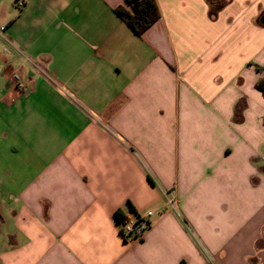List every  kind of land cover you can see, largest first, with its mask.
Segmentation results:
<instances>
[{
  "label": "crops",
  "instance_id": "1",
  "mask_svg": "<svg viewBox=\"0 0 264 264\" xmlns=\"http://www.w3.org/2000/svg\"><path fill=\"white\" fill-rule=\"evenodd\" d=\"M154 2L0 0V264H264V0Z\"/></svg>",
  "mask_w": 264,
  "mask_h": 264
},
{
  "label": "trees",
  "instance_id": "2",
  "mask_svg": "<svg viewBox=\"0 0 264 264\" xmlns=\"http://www.w3.org/2000/svg\"><path fill=\"white\" fill-rule=\"evenodd\" d=\"M125 7L113 10V14L122 21L138 38L159 20V12L154 0H123ZM256 90L264 94V79L255 85ZM150 182V181H149ZM118 221L126 218L121 212L115 214Z\"/></svg>",
  "mask_w": 264,
  "mask_h": 264
},
{
  "label": "built area",
  "instance_id": "3",
  "mask_svg": "<svg viewBox=\"0 0 264 264\" xmlns=\"http://www.w3.org/2000/svg\"><path fill=\"white\" fill-rule=\"evenodd\" d=\"M11 80L17 89L23 88L21 78L18 74L12 75ZM151 217L152 213L147 212L144 215L136 216L133 220L126 219L124 221H118L116 218H114V221L122 238L139 239L149 228V220Z\"/></svg>",
  "mask_w": 264,
  "mask_h": 264
}]
</instances>
